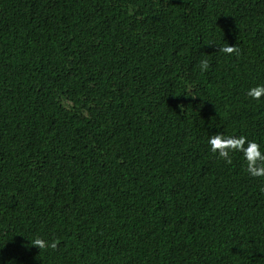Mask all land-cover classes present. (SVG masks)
<instances>
[{
  "label": "trees",
  "instance_id": "16d2710c",
  "mask_svg": "<svg viewBox=\"0 0 264 264\" xmlns=\"http://www.w3.org/2000/svg\"><path fill=\"white\" fill-rule=\"evenodd\" d=\"M257 85L264 0H0V264H264Z\"/></svg>",
  "mask_w": 264,
  "mask_h": 264
},
{
  "label": "clouds",
  "instance_id": "9594fccd",
  "mask_svg": "<svg viewBox=\"0 0 264 264\" xmlns=\"http://www.w3.org/2000/svg\"><path fill=\"white\" fill-rule=\"evenodd\" d=\"M222 51L228 54L239 52L235 46H225ZM208 67L207 61H201V69ZM247 95L253 99H259L264 95V85H257L249 88ZM208 144L211 151L219 158L224 159L226 163H231L232 153L239 152L242 154L246 163V171L252 177H264V153L261 152L260 146L255 141L247 140L244 136H226L223 133L216 132L209 136ZM33 244L38 248L55 247V243L36 238Z\"/></svg>",
  "mask_w": 264,
  "mask_h": 264
}]
</instances>
